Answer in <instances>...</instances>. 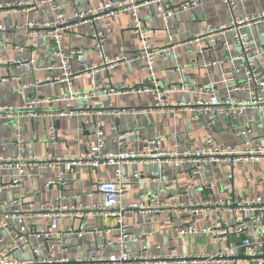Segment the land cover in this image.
<instances>
[{
    "label": "crops",
    "instance_id": "crops-1",
    "mask_svg": "<svg viewBox=\"0 0 264 264\" xmlns=\"http://www.w3.org/2000/svg\"><path fill=\"white\" fill-rule=\"evenodd\" d=\"M33 0H0V6L13 3H32ZM99 0H54L58 10L69 13L73 9L82 10L98 3ZM196 1L198 6L192 10L177 13L169 18L162 17L156 11L155 5L145 6L139 11L145 27L152 34V42L156 46L173 45L174 50L167 57L156 59L154 66L158 79L164 85L184 86V90L167 93L165 99L168 109L157 110L154 107V97L150 94L106 96L102 90L119 87L132 88L143 85L147 72L141 62L117 64L111 70L99 72H84V66L96 63L92 29L86 25L73 27L64 35L59 54L51 52L54 46L45 33L31 34L36 29H29V21L41 24L53 19V12L47 5L31 4L24 8L9 11L0 10V107H15L22 105L27 96H34L38 101L34 107L37 117L16 118L14 111H4L0 118V154L14 158L17 147L14 140L17 130L24 140L21 153L23 155H51L58 158L68 151L85 152L92 147L98 135L103 137V149L116 152L120 148L141 150L151 139L161 141L164 148H169L177 135L179 151L197 146L204 139L211 137L216 144L241 147L243 139L252 140L255 145L264 143V111L248 110L241 116L228 114L196 117L197 109L186 107L175 109L179 104H195L204 101L207 94L200 88L214 84V93L219 98L235 97L242 100V93L234 94L224 89L223 83L232 80L240 84L243 81V68L246 57L256 67L264 66V23L245 28L248 38L254 41L255 52L243 55L241 47L234 41L233 32L220 36L215 44L202 45L198 48L185 45L194 34L202 33L208 26L218 27L230 22V12L223 0H170L177 6L183 2ZM237 16L255 14L264 10V0H235ZM97 27L109 29L105 41V53L109 57H130L139 48V42L131 28L129 15H117L101 20ZM14 47H17L15 49ZM68 50H80V53L70 60L71 72L75 79L70 82H45L63 74L62 60ZM254 50V51H255ZM64 55V57H60ZM205 63L212 66L202 68ZM41 82L35 89H29L23 94L20 86ZM97 88L96 94L90 91ZM72 100H59L65 96ZM83 95L84 97H77ZM48 102H47V101ZM75 111L77 115L61 117L57 114ZM54 122L57 126L58 142L52 144L47 138V129ZM250 131L242 137L241 131ZM56 168L47 165L39 166L32 172L33 176L18 187L7 186L18 170L15 168H0V222L5 213L14 209L27 212L24 224L36 233L49 230L50 219L36 217L34 214L42 210L49 202L66 205L69 209L79 211V208L89 206L99 200L95 190L98 181H112L113 170L100 166L96 169L88 167L77 168L74 172L63 176L64 185L57 184L45 188L48 179L57 173ZM122 182L127 184L129 192L123 199V204L139 200H148L152 195L151 204L167 201L169 198L181 196L187 202H199L208 199H227L236 201L245 198L264 197V162L260 163H220L216 166L204 165L200 168V177L190 174L188 167L179 169L170 166L150 164L144 167L126 165L122 167ZM139 174L138 180L134 174ZM232 175V179L228 176ZM215 181L211 190L194 189L186 191L188 184H198L199 179ZM175 183L166 188L168 181ZM23 196L22 199L20 197ZM20 200V201H19ZM16 204H10L15 202ZM79 215L78 213H76ZM80 215H83L81 213ZM232 212L221 214L207 213L192 215L185 209L171 217L169 212L159 214L127 216L129 225L128 248L132 254L141 252V244H147V255H165L171 251L178 254L216 253L226 248L234 250L235 259L204 264H264L250 262L243 256L239 240L229 234L224 240L217 242L205 237H177L173 227L192 224L197 228L213 225L219 220L226 221L230 227L236 225ZM258 219L252 223L254 213L244 216V223L251 226L252 236L258 238V233L264 231V213L257 214ZM57 233L73 229L74 233H66L62 242L66 247L65 257L97 258L115 251V247L102 246L103 237H95L93 228L107 229L113 225L111 220L104 221L95 216H65L59 220ZM88 227V233L79 238L76 236L80 224ZM16 228V220H9V227L0 230V251L8 248L11 229ZM105 235L104 240H112ZM142 240H140V239ZM159 246L157 250L155 247ZM37 248L41 256L46 257V240L42 237H31L26 245L13 252L17 259L32 257L31 249Z\"/></svg>",
    "mask_w": 264,
    "mask_h": 264
},
{
    "label": "built area",
    "instance_id": "built-area-1",
    "mask_svg": "<svg viewBox=\"0 0 264 264\" xmlns=\"http://www.w3.org/2000/svg\"><path fill=\"white\" fill-rule=\"evenodd\" d=\"M223 4L230 12V22L226 25L218 27L208 26L202 33L192 36L185 45L198 48L201 53L202 45L215 44L220 40V36L226 32H233L234 41L241 47L243 55L246 57L249 53H256V46L251 38H248L244 30L264 23V10L255 14H246L237 16V5L235 0H223ZM47 5L54 16L51 21L37 24L29 21L27 27L36 29L31 34L45 33L49 37L54 46L51 52L59 54V46L62 39L73 27L78 25H86L92 29L91 37L94 41V53L96 63L90 66H84V72H99L111 70L117 64H127L129 62H141L146 69L147 78L143 85L116 89L108 88L102 90L106 96L117 95H134L150 94L154 97V107L157 110L168 109L170 106L165 99L167 93L184 90V86L164 85L158 79L155 73L156 59L159 57H167L174 50L173 45L156 46L152 42V34L146 29L139 11L150 5L156 6V11L164 18H169L177 13L192 10L198 6L196 1L183 2L177 6L171 5L170 0H99L97 4L89 6L82 10L73 9L65 14L58 10L54 0H33L32 3H13L7 4L5 7L0 6V10L9 11L12 9L24 8L31 4ZM117 15H129L131 18V28L138 38L139 48L135 54L130 57H109L105 53V39L109 29H99L98 23L106 18H112ZM1 29V27H0ZM17 49V47H14ZM255 50V51H254ZM264 50V46H263ZM80 50H68L65 59L62 60L63 74L60 78L56 77L45 82H70L77 76H73L71 72L70 60L78 55ZM64 57V55H60ZM1 63V61H0ZM213 63H205L202 68L212 66ZM243 81L238 84L232 80L225 81L222 85L227 92L234 94L242 93L244 98L236 100L235 97L219 98L214 93V84H208L205 88H200L201 93L207 94L208 98L204 101H197L195 104L179 103L175 109H185L186 107H194L197 109L196 117L228 114L231 116H241L248 110L264 111V66L258 68L254 63L246 57V65L243 68ZM41 82H33L31 84H23L20 86L22 94L29 90L40 86ZM97 88H93L90 93L95 95ZM84 97L83 95L76 96ZM73 97L68 95L59 100H72ZM47 101V100H46ZM48 102V101H47ZM38 101L34 96H27L24 104L13 107H0L1 113L4 111L16 112V118L37 117L34 107ZM77 115L75 111H66L57 114V116L72 117ZM249 129L245 128L241 131L242 137L249 133ZM59 130L54 122L47 129L48 141L52 144L58 142ZM174 143L169 148H164L160 140L151 139L147 142L143 149L132 150L120 148L116 152H108L103 149V137L98 135L96 143L85 152L68 151L58 158L51 155H23L24 140L19 130L15 133L14 140L18 150L14 158L0 154V168H15L17 174L10 179L7 186L18 187L21 183L30 180L33 176L34 169L42 165L56 168V175L48 179L45 188L49 189L54 185L65 184L63 176L74 172L77 168L88 167L96 169L100 166L110 167L113 170L112 181H98L95 184V190L99 194V200L91 203L89 206L79 208V211L69 209L66 205L55 202H49L42 210L34 215L36 217H45L50 219L49 230L41 231L39 234L34 230L27 228L24 224L26 211L22 209H14L13 212L5 213L0 222V230L9 227V220H16V228L10 231V241L8 248L0 251V264H204L212 261L221 262L235 259L234 250L226 248L216 253H193L178 254L171 251L165 255H147V244H141V252L132 254L129 252L128 241L130 237L127 216L137 217L145 214H159L164 211L169 212L171 217L178 214L181 209L187 210L192 215H203L207 213L221 214L222 212H232L238 214L235 216L236 225H230L219 220L213 225L197 228L192 224L175 226L173 232L177 237H205L220 242L232 234L239 240V245L243 250V256L250 262L264 261V231L257 232L258 238L252 236L251 226L244 223V216L247 213H254L255 217L252 223L256 222L258 215L264 213V197L245 198L236 201L232 197L227 199H208L199 202L188 200L184 202L181 196L171 197L167 201H154L151 204L152 195H148V200H139L124 205L123 199L129 192L127 184L122 182V167L126 165H136L144 167L150 164L160 166H170L176 169L188 167L191 175L200 177V168L204 165L216 166L220 163H260L264 162V143L262 145L253 144L250 139H243L239 148L230 145L216 144L211 137H208L197 146H193L179 151L177 146V135L172 136ZM134 179L138 180L139 174H134ZM233 176L229 175L228 179ZM175 183V179L168 181L166 188ZM216 186L215 181L207 179H199L198 184H188L186 191L194 189L211 190ZM23 196L20 197L22 199ZM20 201V200H19ZM10 204H16L11 202ZM78 213L79 215H77ZM95 216L104 221L111 220L113 225L107 229L93 228L92 234L95 237H103L102 246H113L115 251L108 255L99 256L97 258H76L70 260L65 257L66 247L62 242V238L66 233H74L73 229L66 232L57 233L59 220L65 216ZM88 233V227L82 223L76 236L81 238ZM112 236V240H104L105 235ZM42 237L46 240V249L48 255L41 256L37 248L31 249L32 257L29 259H17L13 256V252L19 250L26 245L31 237ZM140 239V238H139ZM141 240V239H140ZM142 241V240H141ZM157 250L159 246L155 247Z\"/></svg>",
    "mask_w": 264,
    "mask_h": 264
}]
</instances>
